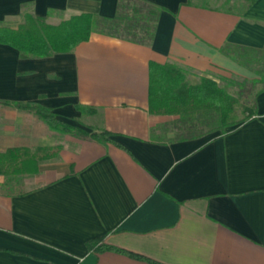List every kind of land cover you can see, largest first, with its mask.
I'll return each mask as SVG.
<instances>
[{
  "label": "crops",
  "instance_id": "0c3cea01",
  "mask_svg": "<svg viewBox=\"0 0 264 264\" xmlns=\"http://www.w3.org/2000/svg\"><path fill=\"white\" fill-rule=\"evenodd\" d=\"M129 1L157 12L147 43L92 33L27 59L0 44V153L52 150L35 174L0 175V264H264V0ZM118 3L0 0V26L113 19ZM168 63L251 97V117L221 134L208 117L150 114L149 68ZM35 106L110 141L61 133ZM98 238L122 252L90 251Z\"/></svg>",
  "mask_w": 264,
  "mask_h": 264
},
{
  "label": "trees",
  "instance_id": "16d2710c",
  "mask_svg": "<svg viewBox=\"0 0 264 264\" xmlns=\"http://www.w3.org/2000/svg\"><path fill=\"white\" fill-rule=\"evenodd\" d=\"M255 0H244L245 9ZM157 12L129 0H119L118 14L113 19H104L90 14L71 17L57 25H51L44 18L31 14L23 16L17 29L0 26V44L18 50L22 59L46 58L54 54L70 53L81 42L87 41L92 33H101L137 43H147L153 35ZM226 51V48H223ZM238 53V52H237ZM240 53L237 54L239 56ZM242 55V54H241ZM242 62V61H241ZM188 71L175 64L151 65L149 68L148 112L153 115H179L180 118L201 116L214 120L217 130L226 134V127L249 119L252 108L241 121L234 120L236 100L215 82L201 79L196 85L187 81ZM34 113L51 128L79 138H92L99 142L110 141L108 132L89 133L59 121L49 110L35 106ZM200 118V117H199ZM114 143V142H113ZM51 149H11L0 153V175L12 181L21 175H32L38 171V162L49 158ZM93 252L119 249L107 247L102 239L86 243ZM131 257H142L129 253ZM152 264H155L151 262Z\"/></svg>",
  "mask_w": 264,
  "mask_h": 264
},
{
  "label": "rangeland",
  "instance_id": "374dc122",
  "mask_svg": "<svg viewBox=\"0 0 264 264\" xmlns=\"http://www.w3.org/2000/svg\"><path fill=\"white\" fill-rule=\"evenodd\" d=\"M195 1L198 2V3H200V4H204V5H208V6H214V7H220V8L221 7L224 8L225 5H226V3L224 2V0H195ZM258 87H260V86L258 85ZM233 94L235 95L233 97L236 100V104H235V107H234V120H236V121L243 120L247 116V111H245V110L247 108H251L250 106H251V103H252V98L249 97V96L248 97H245V98H242L241 96H239V95L236 94V91H234ZM205 126H207V125H204V126L203 125H200L198 127L199 129H195V130L196 131L197 130H201V129L205 128ZM214 126L217 127L218 125H216V123H215ZM22 178L15 177V178H13V181L21 180ZM13 189H15V188H13Z\"/></svg>",
  "mask_w": 264,
  "mask_h": 264
}]
</instances>
